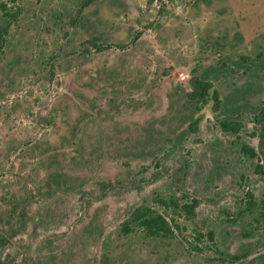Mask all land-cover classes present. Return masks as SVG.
I'll return each mask as SVG.
<instances>
[{"label":"rangeland","instance_id":"obj_1","mask_svg":"<svg viewBox=\"0 0 264 264\" xmlns=\"http://www.w3.org/2000/svg\"><path fill=\"white\" fill-rule=\"evenodd\" d=\"M84 1L0 0V264H264V0ZM142 205L175 235L122 233Z\"/></svg>","mask_w":264,"mask_h":264},{"label":"trees","instance_id":"obj_2","mask_svg":"<svg viewBox=\"0 0 264 264\" xmlns=\"http://www.w3.org/2000/svg\"><path fill=\"white\" fill-rule=\"evenodd\" d=\"M92 0H85L82 7H85L88 5ZM7 27H0V41H2V38L4 36V33L6 32ZM261 54V53H260ZM189 86L190 90L186 93V97L189 103L195 106L196 109H200L202 105H204L207 101V98L209 96L212 97L214 101V108L218 109L222 103V101L219 98V93L216 89H213L211 94L210 90L212 89V83L205 77L199 76V75H192L189 80ZM264 113V109L261 108L258 112V114L262 115ZM254 115V114H253ZM219 126L223 131L226 132H232L237 133L241 131L243 128V124L240 120L236 118H228L223 119L219 122ZM240 150L248 155L250 158L257 157V154L255 150L246 145L242 144L240 146ZM257 172H263V168L261 165L256 166ZM248 199L246 200L247 205L249 209L255 208V201L253 199V195L249 192ZM17 203V202H16ZM16 203L13 202V208L16 207ZM160 203H162L165 207H169L173 204L171 200L165 201L161 200ZM196 206L195 201L192 203H184L181 206L176 205L175 207H181V209L184 211L186 216L191 217L194 214V208ZM260 216L264 218V213L259 212ZM21 217H25V213L23 212L21 214ZM12 217L7 219L8 227L9 229L4 231L5 237L8 236V238H12L17 234L16 227L12 225L11 219ZM171 221H174V223H171L169 219L163 214L158 212L157 210H154L150 206L142 205L138 206L135 209H133L129 215V217L123 222L121 226V232L122 233H131L135 231L142 232L147 237H173L175 235V229H179V225L175 222L174 218H171ZM3 235V236H4ZM0 243H4L6 240H4L5 237L0 236ZM209 240L211 243V246H213L217 251V246L214 240V233L212 231H208L206 233L197 232L194 234L193 239L195 243L191 246L192 250L195 251H201L202 248L199 246V241H203V238ZM220 257L219 260L223 264H243L242 259L245 257L243 253H235L231 255H223L222 252H219Z\"/></svg>","mask_w":264,"mask_h":264}]
</instances>
